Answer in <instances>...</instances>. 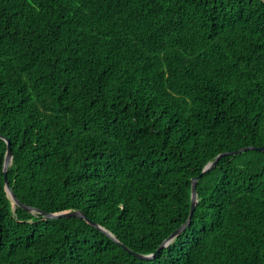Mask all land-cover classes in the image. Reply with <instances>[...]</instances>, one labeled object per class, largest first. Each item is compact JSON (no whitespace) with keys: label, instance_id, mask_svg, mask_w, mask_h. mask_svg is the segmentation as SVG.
<instances>
[{"label":"trees","instance_id":"16d2710c","mask_svg":"<svg viewBox=\"0 0 264 264\" xmlns=\"http://www.w3.org/2000/svg\"><path fill=\"white\" fill-rule=\"evenodd\" d=\"M250 145L264 0H0V264H264Z\"/></svg>","mask_w":264,"mask_h":264},{"label":"water","instance_id":"95a60500","mask_svg":"<svg viewBox=\"0 0 264 264\" xmlns=\"http://www.w3.org/2000/svg\"><path fill=\"white\" fill-rule=\"evenodd\" d=\"M248 149H257V150H260V151H264V149L260 148V147H256L254 145H250V146H246V147H243V148H240L236 151H233L232 153H239V152H242L244 150H248ZM225 153H220L218 154L215 159L212 161V162H209L207 163V165L203 168L202 172L197 176V177H194L191 179V203H190V212H189V216H188V219L185 223H183L182 225H180L177 229H175L170 235L171 236H177V233H180L185 227L186 225L190 222V218L192 216V213L194 212L195 210V207H196V204H197V198H196V181L197 179L202 175L204 174L205 172H207L209 169H210V165L212 164H215L216 161L222 156L224 155ZM11 159V150H10V146H9V142L7 143V149H6V154H5V157H4V166H3V170H4V173L6 171V166L9 164V161ZM212 168V167H211ZM4 180H5V188L7 189V191L9 192V194L11 195V199L13 201V203L23 207L24 209L28 210V211H31L33 208H31L30 206H27L23 203H21L16 197L15 195L13 194V191L11 189V187L9 186V183L6 179V175H4ZM40 212V211H38ZM44 217L46 218H54V217H60V216H79V215H82V212L81 211H69V212H60V213H44L43 214ZM92 223V225H95L93 222H90ZM101 230H103L105 233L107 232L104 228L100 227ZM108 235L112 236L111 233L107 232ZM170 235L167 237L169 238ZM166 238V239H167ZM165 239V240H166ZM164 240V241H165ZM159 245V247L156 249L155 252L159 251L163 245V242ZM123 248L126 249L128 252L132 253L134 256L138 257V258H141V259H145L148 255H145V254H141V253H137L135 251H132L130 250L129 248H127L126 246L123 245ZM151 255H155V253H152Z\"/></svg>","mask_w":264,"mask_h":264},{"label":"snow or ice","instance_id":"6c2138e0","mask_svg":"<svg viewBox=\"0 0 264 264\" xmlns=\"http://www.w3.org/2000/svg\"><path fill=\"white\" fill-rule=\"evenodd\" d=\"M215 166V164H212V165H210L209 167L211 168V167H214ZM177 235H179V233H177ZM175 239V236H171L170 235V237L169 238H167L164 242H163V245H162V247H169V249L171 250V248H170V246H171V244H172V241ZM153 259H155V257L153 256V255H148L146 258H145V260H146V264H150V262L153 260Z\"/></svg>","mask_w":264,"mask_h":264},{"label":"rangeland","instance_id":"374dc122","mask_svg":"<svg viewBox=\"0 0 264 264\" xmlns=\"http://www.w3.org/2000/svg\"><path fill=\"white\" fill-rule=\"evenodd\" d=\"M10 146V145H9ZM6 189V188H5ZM7 190V189H6ZM8 192V191H7ZM9 193V192H8ZM10 197H11V195H10ZM13 202V201H12ZM13 204H15V203H13Z\"/></svg>","mask_w":264,"mask_h":264},{"label":"bare ground","instance_id":"6f19581e","mask_svg":"<svg viewBox=\"0 0 264 264\" xmlns=\"http://www.w3.org/2000/svg\"><path fill=\"white\" fill-rule=\"evenodd\" d=\"M4 166V165H3ZM8 166V165H7ZM7 166H6V169H7ZM4 171V170H3ZM6 172V171H5Z\"/></svg>","mask_w":264,"mask_h":264}]
</instances>
